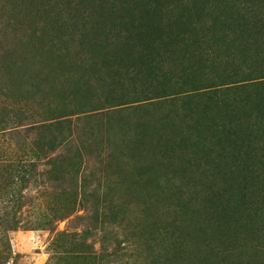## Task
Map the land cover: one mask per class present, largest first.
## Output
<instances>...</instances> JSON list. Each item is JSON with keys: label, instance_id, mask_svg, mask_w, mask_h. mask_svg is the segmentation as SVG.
Segmentation results:
<instances>
[{"label": "rangeland", "instance_id": "obj_1", "mask_svg": "<svg viewBox=\"0 0 264 264\" xmlns=\"http://www.w3.org/2000/svg\"><path fill=\"white\" fill-rule=\"evenodd\" d=\"M0 264H264V0H0Z\"/></svg>", "mask_w": 264, "mask_h": 264}]
</instances>
